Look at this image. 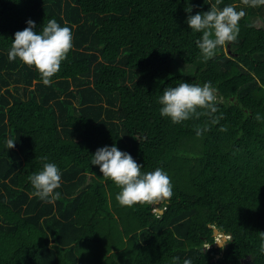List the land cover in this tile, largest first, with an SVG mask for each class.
<instances>
[{
    "label": "trees",
    "instance_id": "16d2710c",
    "mask_svg": "<svg viewBox=\"0 0 264 264\" xmlns=\"http://www.w3.org/2000/svg\"><path fill=\"white\" fill-rule=\"evenodd\" d=\"M229 4L246 12L237 40L205 59L186 23L204 0H0V264H264V5ZM29 19L73 31L51 86L8 59ZM184 81L211 82L215 124L161 117L158 97ZM113 144L166 171L173 196L120 205L91 164ZM45 162L62 173L54 203L28 179Z\"/></svg>",
    "mask_w": 264,
    "mask_h": 264
},
{
    "label": "clouds",
    "instance_id": "9594fccd",
    "mask_svg": "<svg viewBox=\"0 0 264 264\" xmlns=\"http://www.w3.org/2000/svg\"><path fill=\"white\" fill-rule=\"evenodd\" d=\"M204 3L211 5L209 10L188 15L186 23L192 32L201 33L196 41L197 47L205 59H210L220 47L237 40L239 22L246 12L244 8L231 4L218 7L222 0H204ZM244 4L255 7L264 5V0H244ZM187 12L191 13L192 7ZM26 24L27 27L14 34L8 59H19L34 67L42 83L51 86L54 83L52 78L60 71L61 63L73 48V31L66 23L61 26L55 19H49L39 31L36 30L35 21L29 19ZM158 103L161 117L170 119L173 124L201 116L208 117L212 124L217 122V94L210 81L203 85L184 81L174 87H166L158 97ZM208 129V123L197 126L196 135H202ZM15 143L13 139H8V149L14 148ZM43 159L47 161V157ZM91 164L99 166L103 176L110 178L120 188L116 199L122 206L150 204L173 196V184L166 171L160 167L153 171H142L143 166L115 144L97 149L92 155ZM28 179L34 189L33 194L41 201L54 203L60 198L61 193L56 190L61 187L62 173L56 163L45 162L42 169ZM219 237L222 239V235ZM261 251H264V247ZM178 261L179 257H173V264H178ZM183 264L192 262L185 259Z\"/></svg>",
    "mask_w": 264,
    "mask_h": 264
},
{
    "label": "water",
    "instance_id": "95a60500",
    "mask_svg": "<svg viewBox=\"0 0 264 264\" xmlns=\"http://www.w3.org/2000/svg\"><path fill=\"white\" fill-rule=\"evenodd\" d=\"M220 235H222V241H224V243H226L227 241V238L225 237V236H223V234H221L218 230H215V236H220ZM221 243V242H220ZM224 243L222 244V245H219V246H223L224 245Z\"/></svg>",
    "mask_w": 264,
    "mask_h": 264
},
{
    "label": "rangeland",
    "instance_id": "374dc122",
    "mask_svg": "<svg viewBox=\"0 0 264 264\" xmlns=\"http://www.w3.org/2000/svg\"><path fill=\"white\" fill-rule=\"evenodd\" d=\"M226 51H227V50H226ZM218 238L220 239V237L217 236L216 240H217ZM217 242H218V241H217ZM223 243H224V241H222L221 243H219V245H222Z\"/></svg>",
    "mask_w": 264,
    "mask_h": 264
},
{
    "label": "built area",
    "instance_id": "2783aa9c",
    "mask_svg": "<svg viewBox=\"0 0 264 264\" xmlns=\"http://www.w3.org/2000/svg\"><path fill=\"white\" fill-rule=\"evenodd\" d=\"M217 241H218V244H219V243H220V241H221V238H220V239L218 238V239H217Z\"/></svg>",
    "mask_w": 264,
    "mask_h": 264
}]
</instances>
